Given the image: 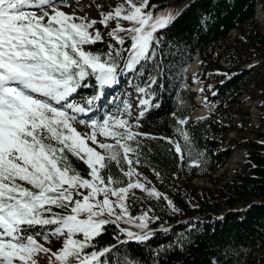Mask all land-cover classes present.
Wrapping results in <instances>:
<instances>
[{
  "label": "snow or ice",
  "instance_id": "obj_1",
  "mask_svg": "<svg viewBox=\"0 0 264 264\" xmlns=\"http://www.w3.org/2000/svg\"><path fill=\"white\" fill-rule=\"evenodd\" d=\"M65 6L67 0H0V264H38L40 254L49 264H105L102 258L112 249H97V238L109 224L129 225L120 230L127 237L121 243L148 241L153 235L149 224L158 217L150 215L151 209L131 215L133 190L176 210L167 195L147 188L150 182H141L137 171L140 138L147 134L136 129L150 108L159 107L147 98V90H139L146 98L135 122L127 104L122 113L101 120L81 118L101 97L85 104L74 97L90 86V79L102 93L116 86L123 72L140 71L142 62L153 57L156 33L177 17L154 16L150 0H125L101 14L103 27L116 23L109 32L116 45L126 44L121 33L131 41L118 72L122 53L112 44L104 55L86 47L104 42L97 21L68 14L61 10ZM176 122L185 126L188 119ZM77 125L90 131L81 133ZM180 135L190 142L186 131L180 129ZM168 143L183 159L181 145ZM70 157L86 165L87 178ZM113 163L121 175L112 173ZM53 237L62 238L56 252L44 246Z\"/></svg>",
  "mask_w": 264,
  "mask_h": 264
},
{
  "label": "trees",
  "instance_id": "obj_2",
  "mask_svg": "<svg viewBox=\"0 0 264 264\" xmlns=\"http://www.w3.org/2000/svg\"><path fill=\"white\" fill-rule=\"evenodd\" d=\"M167 1L172 0H150V7L156 6V12L168 6ZM179 1L186 5L174 23L156 33L159 39L152 59L142 62L140 71H125L119 76L139 93V103L146 98L139 91L143 88L147 98L159 104L148 110L136 129L147 134L140 138L137 171L150 182L146 187L167 195L176 210L162 199L133 190L128 201L131 215L140 216L151 209L150 215L158 217L149 224L151 239L121 243L127 237L120 230L129 225L109 224L97 238V249H112L102 258L105 264H264V32L256 20L257 7L264 10V0ZM123 3L125 0L117 6ZM114 27V21L107 28L101 27L104 42L86 47L104 55L112 44L122 53L117 57L119 72L131 41L121 33L126 44L116 45L109 37ZM123 27L130 25L124 22ZM233 31H238L239 37L227 42ZM197 58L204 67L197 78L204 84L202 93L213 110L205 118L189 121L198 107L187 73ZM87 83L90 86L75 95L77 103L85 104L99 95L94 79ZM245 94L250 100H260L263 123L252 139L241 143L247 153L245 173L224 182L213 174L231 158L227 138L235 130L234 121L244 114L241 98ZM115 98L107 95L106 101ZM178 117L187 118L188 124L179 125ZM180 129L188 133L189 143ZM168 140L181 145L183 159ZM70 159L87 178L86 165ZM193 160L199 161L198 167L192 166ZM111 171L121 175L114 163ZM195 179H206L210 184L198 187ZM241 205L245 209L237 210Z\"/></svg>",
  "mask_w": 264,
  "mask_h": 264
},
{
  "label": "rangeland",
  "instance_id": "obj_3",
  "mask_svg": "<svg viewBox=\"0 0 264 264\" xmlns=\"http://www.w3.org/2000/svg\"><path fill=\"white\" fill-rule=\"evenodd\" d=\"M120 1L123 0H67L68 6L61 8V10L68 14H75L78 17H86L89 20L97 21L96 29H100L101 27H103L101 23H99V21L101 20V14H107L113 11ZM166 4H168V6H166L165 8L153 12L154 16L166 15L169 13L177 16L186 5L185 3L180 2L179 0L167 1ZM256 20L260 28L264 32V10L261 6L257 7ZM237 37H239L238 31H233L229 35L227 42H231ZM217 48L220 49V47L218 46ZM195 65H197V69L195 70L197 71V74H193L192 78L191 76H189V73ZM191 69L188 72V76L190 77V83L192 85L191 90L196 89L198 91L199 89V91L201 92V98H203V100L205 101V105L201 107L202 109L199 108V110H201L198 114H200L201 112L202 114L196 115L202 116L205 114H209V110H207V107L209 106V109H211L212 107L207 104L206 95L202 93L204 84L200 82L197 78L198 73L204 70L202 61L198 60L196 63L193 64ZM110 90L111 94L116 95L115 101L107 102L106 100L104 101L103 99H99L97 101L98 108L93 111L90 116L88 115L81 118L101 120L107 115H115L118 113H122L124 110V105L127 104L130 106L132 112L131 122H135V118L139 113V93L130 89L127 80H120L119 83L116 86L110 88ZM196 100H200V97H196ZM241 101L244 114L234 121L233 124L235 130L231 132L227 138V141H229V143L231 144V158L234 157V160L231 163H226L223 167L217 168L213 174L214 178L220 177L224 182H230L235 179L236 175H242L245 173L247 153L245 149L242 148L241 143H243L246 139H252L254 137L253 132L258 130L263 123L260 113V100H250L249 96L245 94L241 98ZM100 105L103 106V109L100 108ZM202 110H204V112ZM239 127H242V130H239ZM77 129L81 133H87L90 131V129L81 125H77ZM144 181L145 180L141 178V182ZM193 183L198 187H204L210 184L209 181L206 179H195ZM242 209H245V205L238 206L237 208V210ZM50 239L51 243L44 244L43 240H40V243L44 244L45 247H49L52 252H56L62 247V238L60 241L56 240V238L54 237ZM37 261L38 264H49L48 257L44 254H40L39 256H37Z\"/></svg>",
  "mask_w": 264,
  "mask_h": 264
},
{
  "label": "bare ground",
  "instance_id": "obj_4",
  "mask_svg": "<svg viewBox=\"0 0 264 264\" xmlns=\"http://www.w3.org/2000/svg\"><path fill=\"white\" fill-rule=\"evenodd\" d=\"M196 63V62H195ZM192 68V67H191ZM190 68V69H191ZM197 69V65H195L194 67H193V69H191V71H190V73H189V76H191L192 77V75L194 74V75H196L197 74V71H195ZM189 72V71H188ZM195 72V73H194ZM187 75H188V73H187ZM190 78V77H189ZM193 78V77H192ZM193 82V81H192ZM196 82V81H195ZM197 83V82H196ZM195 91V94L197 95V97H199L200 95L198 94V93H200V91H199V89H198V91L195 89V90H193V92ZM199 104H200V107L199 108H201V107H203V105H205V102H204V100H203V98H201L200 97V100H196ZM200 101H203V102H200ZM202 109V108H201ZM200 109V110H201ZM199 110V111H200ZM199 111L196 113V114H198L199 113ZM203 112H204V110H202ZM202 114V112L200 113V114H198V115H201ZM197 115V116H198ZM203 116V115H202ZM233 160H234V157H232L230 160H229V162L231 163V162H233Z\"/></svg>",
  "mask_w": 264,
  "mask_h": 264
},
{
  "label": "water",
  "instance_id": "obj_5",
  "mask_svg": "<svg viewBox=\"0 0 264 264\" xmlns=\"http://www.w3.org/2000/svg\"><path fill=\"white\" fill-rule=\"evenodd\" d=\"M197 61H198V60H197ZM197 61H195V62H197ZM192 93H194L193 90H192ZM199 97H200V96H199ZM197 105H198V107H200V104H199V103H197ZM208 107H209V106H208ZM208 107H207V110L211 111L212 108L210 107L211 109H209ZM208 115H209V114H207V115L205 114V115H203V116H198V117H197V115L194 114V115L189 119V121H193V120H197V119H202V118H204V117H206V116H208Z\"/></svg>",
  "mask_w": 264,
  "mask_h": 264
}]
</instances>
